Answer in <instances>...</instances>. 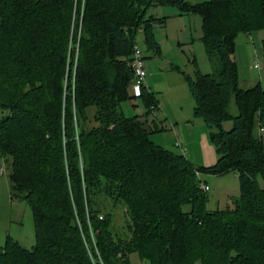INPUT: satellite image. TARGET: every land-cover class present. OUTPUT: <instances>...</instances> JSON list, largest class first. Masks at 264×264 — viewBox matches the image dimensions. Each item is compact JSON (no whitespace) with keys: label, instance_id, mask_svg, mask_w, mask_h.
Listing matches in <instances>:
<instances>
[{"label":"trees","instance_id":"trees-1","mask_svg":"<svg viewBox=\"0 0 264 264\" xmlns=\"http://www.w3.org/2000/svg\"><path fill=\"white\" fill-rule=\"evenodd\" d=\"M157 4L199 16L216 62L213 74L182 72L193 116L212 129L211 166L154 144L159 101L145 84L133 94L137 33L160 52L153 26L161 19L148 16ZM74 5L82 26L70 57ZM260 29L264 0H0V153L10 159V195L28 203L35 232L31 249L8 237L0 264H131L134 253L149 264H264V144L256 133L264 88H240L233 57L236 37ZM136 98L146 112L124 116L120 104ZM228 172L239 196L226 210H206L197 175ZM109 202L124 209L123 237L113 232Z\"/></svg>","mask_w":264,"mask_h":264},{"label":"rangeland","instance_id":"rangeland-1","mask_svg":"<svg viewBox=\"0 0 264 264\" xmlns=\"http://www.w3.org/2000/svg\"><path fill=\"white\" fill-rule=\"evenodd\" d=\"M151 11L148 16L161 19V23L153 26L160 52L155 53L147 49L141 32L136 35L137 47L142 53L146 68L144 84L151 89L159 101V108L152 113L154 114L152 117L156 118L158 130L151 134L150 138L154 144L182 155L181 150L176 147V142L180 141L187 151L185 157L194 166L213 165L217 156L209 140L212 129L207 127L201 118L193 116L194 103L182 74L184 72L193 77L196 70L202 74H213L216 70V62H210L201 41V18L197 15H187L184 16V20H180L173 16L179 13L178 9L168 4H157L151 8ZM81 26L82 13L74 5L69 27L68 55L70 57L75 56V46ZM263 40L264 29L250 34L241 33L236 37L233 57L237 65L239 86L242 89H249L256 84L264 88ZM254 64H258L259 68H254ZM93 111V108L88 110L90 116ZM119 111L126 117H133L142 116L146 108L141 99L136 98L122 102ZM229 111L233 116L237 115L233 98L230 101ZM158 112L163 117L160 118ZM2 114L7 113H2L0 110V116ZM231 126V121L223 124L225 130H229ZM258 131L259 128H256V133ZM262 140L264 144V136ZM185 142L191 144L187 146ZM9 162L10 159L3 158L0 153V246H4L7 238L10 237L21 247L31 249L35 244L32 212L25 200L12 198L10 195ZM197 178L201 184L208 187L206 191V210L208 211L226 210L227 206L240 194L239 180L234 172L221 175L200 174ZM258 182L261 186V180ZM106 205L107 209L112 208L111 202ZM112 209H114L112 211L113 232L123 237L126 233L124 209L121 205H116ZM189 209L188 204L182 207L185 212ZM129 261L131 264H149L145 260H140L135 253L129 256Z\"/></svg>","mask_w":264,"mask_h":264},{"label":"built area","instance_id":"built-area-1","mask_svg":"<svg viewBox=\"0 0 264 264\" xmlns=\"http://www.w3.org/2000/svg\"><path fill=\"white\" fill-rule=\"evenodd\" d=\"M81 13H82V8H81ZM76 48H77V44H76ZM132 67L134 70V82L132 85V90H133L134 96L139 97L141 94V86L144 84V80L146 77V68L144 65L142 53L140 49L137 47V45L133 49ZM254 68H259L258 64H254ZM259 134L261 136H264V127L259 128ZM176 146L179 147V144H176ZM181 152H182V155L184 156L186 155L185 149H181ZM200 187L203 191L208 190V187L204 184H200Z\"/></svg>","mask_w":264,"mask_h":264},{"label":"crops","instance_id":"crops-1","mask_svg":"<svg viewBox=\"0 0 264 264\" xmlns=\"http://www.w3.org/2000/svg\"><path fill=\"white\" fill-rule=\"evenodd\" d=\"M184 1H186V2H195V3H200V2H202V1H206V0H184ZM156 6V5H155ZM168 6H171V5H168ZM172 7H174V6H172ZM152 8V7H151ZM151 8H150V10L149 11H151ZM148 11V13L150 14V12ZM179 11V10H178ZM151 14H152V11H151ZM173 16L174 17H177V18H179L180 20H184V16H187V15H181L180 14V12L179 13H177V14H173ZM178 19V20H179ZM164 22V21H163ZM149 88V87H148ZM150 89V88H149ZM150 91H151V89H150ZM158 114H159V112H158ZM193 114V113H192ZM142 116H143V114H142ZM159 117L161 118V117H163V116H161V114H159ZM155 119V122H156V118H154ZM148 120V123H150V121L149 120H151V118H148L147 119ZM157 123V122H156ZM173 128V127H172ZM179 141V140H178ZM176 144H179V149L181 150V149H185L184 148V146L182 145V143L179 141V142H176ZM191 143L190 142H185V145H187V146H189ZM177 147V146H176ZM186 150V149H185ZM187 152V151H186ZM186 156V155H185ZM211 166V165H210ZM200 175V174H199ZM207 186V185H206Z\"/></svg>","mask_w":264,"mask_h":264}]
</instances>
